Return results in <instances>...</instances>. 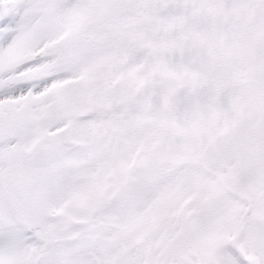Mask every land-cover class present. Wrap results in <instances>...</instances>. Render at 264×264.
<instances>
[{"label": "snow or ice", "instance_id": "snow-or-ice-1", "mask_svg": "<svg viewBox=\"0 0 264 264\" xmlns=\"http://www.w3.org/2000/svg\"><path fill=\"white\" fill-rule=\"evenodd\" d=\"M0 264H264V0H0Z\"/></svg>", "mask_w": 264, "mask_h": 264}]
</instances>
